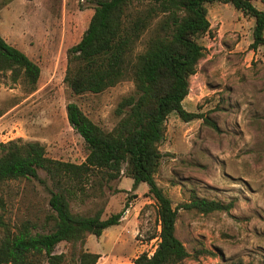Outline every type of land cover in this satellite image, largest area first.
Segmentation results:
<instances>
[{
	"label": "rangeland",
	"instance_id": "obj_1",
	"mask_svg": "<svg viewBox=\"0 0 264 264\" xmlns=\"http://www.w3.org/2000/svg\"><path fill=\"white\" fill-rule=\"evenodd\" d=\"M0 1V34L41 67L35 91L23 77L13 81L9 71L0 75V143L40 141L51 158L83 162L88 149L70 125L66 105L78 103L93 121L111 130L120 119L115 114L120 100L135 91L130 77L101 93L74 95L66 86L67 51L87 30L96 0ZM253 3L264 10V0ZM208 18L211 29L201 39L205 56L184 100L187 110L204 118L187 122L170 114L157 182L178 210L176 236L188 251L207 248L218 253L182 264H220L219 253L228 260L264 264V46L251 47L254 19L233 5L208 4ZM149 36L150 31L143 34L136 52L145 49ZM51 188L44 170H39V178L5 183L0 208L4 227L15 230L30 220L43 230ZM148 189L147 183L135 186L124 176L112 181L103 196L71 201L73 212L82 214L102 210L107 218L123 211L120 224L90 238V251L120 254L117 264L154 252L161 227ZM193 194L231 202L233 207L209 214L186 209ZM2 232L0 227V237ZM68 249L69 244L62 242L56 252Z\"/></svg>",
	"mask_w": 264,
	"mask_h": 264
},
{
	"label": "trees",
	"instance_id": "obj_2",
	"mask_svg": "<svg viewBox=\"0 0 264 264\" xmlns=\"http://www.w3.org/2000/svg\"><path fill=\"white\" fill-rule=\"evenodd\" d=\"M215 2L231 4L252 17L251 47L264 46V10L253 0H96L87 30L67 51L66 86L74 95L101 93L130 77L135 91L120 100L115 109L120 119L111 130L93 121L78 103L66 105L68 121L88 149L81 163L49 157L40 141L0 143V208L4 207L2 188L9 181L39 178V170H44L53 184L43 230H37V223L30 220L12 230L0 218V264H99L101 255L85 248L87 238L101 236L107 228L120 224L123 211L107 218L102 217V210L82 214L73 212L71 201L103 196L112 181L124 176L132 178L135 186L148 184L161 227L154 252L141 253L133 264H182L188 258L218 254L207 248L188 251L176 236L178 210L156 177L170 114L187 122L204 118L202 113L187 110L184 100L190 92V79L205 56L201 39L211 29L208 4ZM147 31L145 49L136 52ZM4 39L0 34V75L9 71L13 81L23 77L35 91L41 67ZM205 121L217 128L209 118ZM232 204L193 194L184 206L209 214L230 211ZM62 242L69 249L57 253ZM219 254L220 264H254Z\"/></svg>",
	"mask_w": 264,
	"mask_h": 264
},
{
	"label": "crops",
	"instance_id": "obj_3",
	"mask_svg": "<svg viewBox=\"0 0 264 264\" xmlns=\"http://www.w3.org/2000/svg\"><path fill=\"white\" fill-rule=\"evenodd\" d=\"M122 222V221H121ZM108 229V228H107ZM106 229V230H107ZM106 230H104V232H103V234L105 233V231ZM102 235V234H101ZM92 236H94V235H90V236H88V238H87V242H86V246H87V248L89 249V247H88V245H89V240H90V238L92 237ZM95 253H98V252H95ZM98 254H100L101 256H100V259H99V264H117L120 260H121V258H122V255H120V254H117V255H113V254H109V253H98ZM137 257V256H136ZM135 257V258H136ZM127 264H133V260L132 261H130L129 263H127Z\"/></svg>",
	"mask_w": 264,
	"mask_h": 264
}]
</instances>
